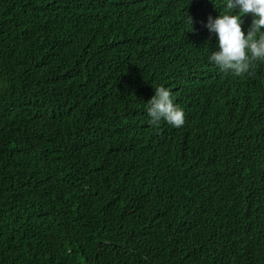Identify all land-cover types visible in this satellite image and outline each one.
Segmentation results:
<instances>
[{"label": "trees", "instance_id": "1", "mask_svg": "<svg viewBox=\"0 0 264 264\" xmlns=\"http://www.w3.org/2000/svg\"><path fill=\"white\" fill-rule=\"evenodd\" d=\"M225 11L0 0V264H264V62L209 61Z\"/></svg>", "mask_w": 264, "mask_h": 264}, {"label": "clouds", "instance_id": "2", "mask_svg": "<svg viewBox=\"0 0 264 264\" xmlns=\"http://www.w3.org/2000/svg\"><path fill=\"white\" fill-rule=\"evenodd\" d=\"M247 15L253 19L245 32L243 18ZM188 22L193 25L191 16ZM205 26L218 37V50L211 53L209 61L222 71L243 76L251 73L256 62H264V0H226V11L215 19L209 16ZM155 89V95L147 102L149 123L158 127L163 120L182 127L186 114L174 103L172 92L164 86Z\"/></svg>", "mask_w": 264, "mask_h": 264}]
</instances>
